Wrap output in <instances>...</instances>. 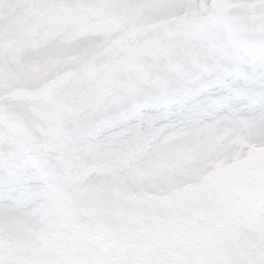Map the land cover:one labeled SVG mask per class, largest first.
<instances>
[{
    "label": "snow or ice",
    "instance_id": "1",
    "mask_svg": "<svg viewBox=\"0 0 264 264\" xmlns=\"http://www.w3.org/2000/svg\"><path fill=\"white\" fill-rule=\"evenodd\" d=\"M0 264H264V0H0Z\"/></svg>",
    "mask_w": 264,
    "mask_h": 264
}]
</instances>
